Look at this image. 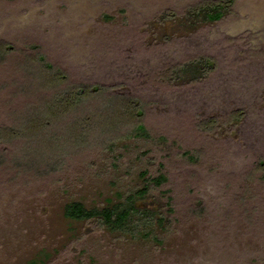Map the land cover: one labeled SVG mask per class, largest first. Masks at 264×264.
<instances>
[{"label": "rangeland", "instance_id": "obj_1", "mask_svg": "<svg viewBox=\"0 0 264 264\" xmlns=\"http://www.w3.org/2000/svg\"><path fill=\"white\" fill-rule=\"evenodd\" d=\"M201 0H0V124L26 101L18 89L41 52L73 82L117 86L143 100L145 131L78 151L42 175L0 166V264H264V0H234L219 21L186 30ZM177 14L160 21L163 12ZM208 54L203 81L169 85L167 66ZM123 85L122 87H118ZM30 99V98H29ZM237 120H227L233 111ZM203 118L217 121L199 129ZM147 175L169 222L132 236L67 217L121 202Z\"/></svg>", "mask_w": 264, "mask_h": 264}, {"label": "trees", "instance_id": "obj_2", "mask_svg": "<svg viewBox=\"0 0 264 264\" xmlns=\"http://www.w3.org/2000/svg\"><path fill=\"white\" fill-rule=\"evenodd\" d=\"M234 0H201L188 6L181 15L184 29L195 30L222 19ZM177 14L163 12L159 20H174ZM12 47L0 40V55ZM22 67L32 74L29 85L18 89L26 96L23 108L10 124H0V166L20 173L42 175L62 168L66 160L94 143L102 142L113 149L119 140L131 139L145 131V103L117 86L103 83L73 82L67 71L46 60L41 52L28 55ZM217 61L208 54H197L167 66L158 74L162 83L189 85L203 81L216 69ZM120 85L118 87H122ZM30 98V99H29ZM242 111H233L226 118L237 120ZM217 120L203 118L196 122L199 129L214 127ZM257 168H264L258 161ZM144 183L111 206L86 208L81 202L66 204L67 217L93 220L106 227L132 236L148 235L157 225L169 222L154 190L163 176H150L142 171Z\"/></svg>", "mask_w": 264, "mask_h": 264}]
</instances>
